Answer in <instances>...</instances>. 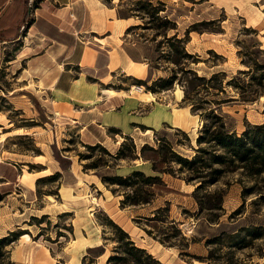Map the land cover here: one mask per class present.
I'll return each mask as SVG.
<instances>
[{
	"label": "crops",
	"instance_id": "obj_1",
	"mask_svg": "<svg viewBox=\"0 0 264 264\" xmlns=\"http://www.w3.org/2000/svg\"><path fill=\"white\" fill-rule=\"evenodd\" d=\"M12 1L0 0V29L17 27L24 14L26 19L16 36L0 39V96L8 97L12 109L24 114L22 121L32 124L14 126L6 120L5 125L0 119V186L7 194L5 209L9 210L7 219L0 221H8L4 232L28 221L26 214L36 216L30 208L28 214L20 206L34 207L40 198L37 182L43 175L27 171V165L44 164L14 150L5 159L2 141L26 136L40 146L73 136L82 145H100L112 151L126 139L140 145L152 142V135L162 127L182 130L190 137L199 121L189 108L148 92L138 93L124 83L131 78H156L148 65L154 58V49L142 39L131 37L132 28L139 26L136 19L119 15L111 0H27V9H16L15 16L5 24V14L12 13ZM149 1L170 6L188 3ZM204 3L208 4L207 9L216 7L224 14L239 15L245 28L261 33L259 44L264 49V0H191L188 4L193 11L195 5ZM1 117L5 116L0 111ZM38 126L43 127L41 131ZM51 170L58 173L56 168ZM69 170L71 182L61 185L66 198L63 196L54 210L57 215L70 218L68 233L60 236V249L53 252L51 247L37 240L27 241L21 235L14 252L16 264H82L89 249L98 246L104 251L97 260L104 258L105 262L110 255L104 246V230L96 218L98 210L157 264H188L176 250L165 248L135 225L131 211L121 209L118 197L107 195V190L98 195L101 185L93 175L78 174L73 167ZM134 170L153 174L146 163L118 173L126 176ZM161 179L169 188L180 186L179 180L166 174ZM166 203L171 206L169 199L156 196L136 214L147 218L146 214L153 215Z\"/></svg>",
	"mask_w": 264,
	"mask_h": 264
},
{
	"label": "rangeland",
	"instance_id": "obj_2",
	"mask_svg": "<svg viewBox=\"0 0 264 264\" xmlns=\"http://www.w3.org/2000/svg\"><path fill=\"white\" fill-rule=\"evenodd\" d=\"M111 1L117 7L119 15L136 19L139 26L132 28L131 37L142 39L154 49V58L148 61V65L156 78L143 80L147 82V86L157 78L167 79L173 73L176 75V80L169 89H159L154 94L148 91L145 85H138L132 79L125 80L124 83L130 86H141L142 92H148L160 99L165 98L166 101L171 100L180 107L185 106L190 109L191 104H199L206 110L201 108L194 112L199 121L196 130L188 133L190 137L182 130L162 127L152 135V142L140 145L138 142L135 144L132 139H126L112 151L103 146L82 145L73 136L57 143H41L40 146H37L31 137L26 136H13L2 141L3 155L7 157L5 159L10 157L9 151L14 150L31 155L35 157L36 162L44 165H27V171L40 172V175H43L37 182L40 198L34 207L20 206L27 210L28 214L31 213L30 208L33 210L31 214L36 216H26V214L25 219L28 221L7 232L3 229L8 226V221H4V224H0V238L7 236L9 232H21L28 236L25 240H37L39 244L51 247L53 252L58 251L59 241L63 242L60 236L68 233L70 229L68 227L70 218L57 215L54 210L65 194L61 185L72 180L69 169L73 167L78 174L93 175L98 185H101L99 186L101 192L99 191L98 195L107 190V195H113L122 200L124 195H132V190H135L137 186L148 191L150 188L141 184L127 188L116 184L109 185L105 180L121 176L118 172L130 167L139 168L143 163L150 166L149 159L152 156L157 157L158 167L172 168L176 171L178 165L172 161L171 155L161 148L168 143L181 157L192 158L198 147L194 137L199 135L204 123L200 113L205 114L208 107H215L208 101L221 102V112L229 117L225 121L237 134L242 132L246 124L258 125L264 122V49L259 44L261 33L245 28L239 15L224 14L216 7L207 9L206 3L195 5L192 11L191 5L188 4L191 0H187L188 3L177 2L171 6L161 3L163 4V7H159L161 11L152 16L151 12L139 8V0ZM157 3L153 1L152 5L155 6ZM163 19L170 20L176 30L164 24ZM173 34L185 40V51L193 55L190 59L180 58L178 66L171 62L177 54L176 50L169 46L171 43L163 40L164 35L169 38ZM220 72L224 75L217 83L210 85L222 89V92L206 87L205 83L195 81L193 76L195 73L198 77L207 79L212 74ZM192 85L197 86L192 88ZM206 91L214 94L207 95ZM185 95L187 100L183 101ZM201 101H207V103ZM0 111L5 116L0 118L5 125H7L6 120H11L14 126L32 124L22 121L24 114L12 109L8 97L0 96ZM41 128L43 127H37L39 131ZM45 128L49 127L45 126ZM142 147H144L143 151H141ZM150 148L158 149L156 155L149 150ZM118 151L120 154L116 156ZM162 156L165 163L162 162ZM51 165L58 169V173L51 170L54 169ZM129 174L130 172L125 175ZM53 175H56L55 179L50 180ZM178 175L180 178L176 177V179L179 180L180 186L177 188L175 186V189L169 187L168 189L160 185L153 190L155 197L161 196L170 200V207L166 203L168 209L170 208L169 217L165 216L166 213L160 212L157 220L150 222L147 219L152 215L146 214L148 217L143 218L136 214V212L141 213L145 205L126 204L121 209L131 211L133 223L140 226L144 233V229L150 230L152 233L150 237L153 239L163 237L162 234L174 235V229H179L183 239L176 235L170 237L168 241L176 245L170 248L176 250L179 258L188 264H264V239L252 240L247 247H241L240 244L234 245L226 235L237 232L241 227L256 225L264 227V184L260 179H247L241 171H236L223 174L214 184L206 183L203 189L194 194L202 203L200 212L197 201L193 197V191L199 182L186 183L181 179L185 174ZM3 187L0 186V221L2 218L6 220V215H9V210L5 209L8 197ZM243 187L247 189L253 187L257 193L243 198L241 196ZM220 191H223L224 195L221 203L217 204L221 210H217L213 208L216 205L214 198ZM157 199L160 201V198ZM171 216L175 219H171ZM96 218L105 233L104 246L107 248V253L110 256L116 255L113 249L119 247V234L108 224L109 218L102 210L97 211ZM213 220L215 221L212 222ZM221 233H224V236L218 243H206L207 240ZM244 241L247 243L249 239L244 237ZM16 246L17 240L0 248V264H16L14 256ZM53 252H51L52 255ZM117 252L121 250L118 249ZM103 259L94 258L93 263H90L88 258L82 264H108L107 260L104 262ZM109 264L134 263L127 259L124 262Z\"/></svg>",
	"mask_w": 264,
	"mask_h": 264
},
{
	"label": "trees",
	"instance_id": "obj_3",
	"mask_svg": "<svg viewBox=\"0 0 264 264\" xmlns=\"http://www.w3.org/2000/svg\"><path fill=\"white\" fill-rule=\"evenodd\" d=\"M139 8L142 10H147V12H151L152 16L154 14H158L161 9L160 6L163 7V4L157 3L155 6L149 0H139ZM9 8H12V13L5 14V24H9L8 19H10L13 15L15 16V10L25 11L27 9V0H13ZM25 14L19 18V22L17 27L11 28L8 30L0 29V39H9L11 37L16 36L19 33V27L25 21ZM164 24L170 25V29L176 30L174 24L167 19H163ZM164 41L166 43H171L169 46L176 50L177 54L175 58L171 61L175 66H178L180 58L190 59L193 58V55L188 54L184 49L185 40L179 38L176 34H173L171 37L167 38L166 35L163 36ZM175 44L177 46H175ZM185 67V66H184ZM183 70V69H181ZM189 72V71H187ZM223 73H214L209 78L198 77L195 73H193L194 80L205 83L206 87L211 89H216L222 92V89H217L214 86L210 85L211 83H217L219 79L223 76ZM138 85H145L146 89L153 94L156 93L159 89H169L173 82L176 80V75L173 73L167 79L157 78L152 82L151 85L147 86V82L143 80H138L131 78ZM197 85H192L194 88ZM207 95H213L214 93H209L206 91ZM186 95L183 98V101H186ZM207 103V101H201ZM210 104H214L215 107H208V111L205 114L200 113V116L204 118V123L200 130L199 135L196 137L195 142L198 145L195 150V154L192 158L187 159L183 158L177 153H175L172 147L166 143L165 147H162L165 153L170 154L172 157V161H174L178 165V169L174 171L172 168L158 167L156 165V156H152L150 161V167L153 171L152 175H147L139 170L132 171L129 175L126 176H114L110 179L105 180L109 185L116 184L122 187L132 188L138 184L142 186H146L150 188V190H144L143 187H138L135 190H132V195H124L123 199L120 200L119 205L121 208L128 205H146L150 203L154 197V188L157 186H164L166 188L167 185L163 183L161 176L162 174L170 175L171 177H179L178 174H185L181 179L185 180L186 183H190L193 181H198L199 184L195 187L193 191V197L197 201L199 206V211L202 210L201 201L194 195L199 190L203 189V187L207 184H214L219 180V178L226 173H233L236 171H241L242 175H244L247 179H260V181L264 184V122L258 125H249L246 124L244 129L240 134H237L232 127H230L226 123V119L229 118L227 114L221 112L220 101H208ZM213 105V106H214ZM199 104H191L190 109L191 112H195L198 109H201ZM203 110H206L202 108ZM88 146V147H96ZM143 148L141 151H143ZM155 155L158 149L150 148ZM120 151L117 152L118 156ZM162 162L165 163L164 157L162 156ZM56 175H53L50 180H54ZM39 179L38 181H40ZM169 189V188H168ZM38 192V191H37ZM257 192L254 188H242L241 196L244 198L246 195L256 194ZM224 192H218L217 196L214 198L216 201V205L213 208L217 210H221V207L217 204H220L223 198ZM264 199V198H263ZM166 213L165 216L168 217V205L165 204L163 207L156 209L153 212L151 218L147 219L150 222H155L157 220V215L160 213ZM163 216V215H162ZM213 220L212 222H214ZM108 224L119 234V247L114 248V252L116 255L109 256L107 258V263H116V262H124L127 259H130L134 264H157V261L148 254L144 249H141L130 240L128 234L124 232L119 226H117L113 221L108 219ZM173 224V223H172ZM145 233L149 236H152V233L148 229H144ZM23 233L21 232H9L7 236L0 238V248L6 244H10L19 239V237ZM163 237L155 238L160 244L168 247H174L176 245L170 244L168 239L170 237H175L176 235L183 236L179 229H174V235L162 234ZM228 239L236 245L240 244L241 247H247L252 240H260L264 239V227L262 225H256L252 227H241L237 232L232 234H226ZM224 233L220 235L214 236L210 240H207L206 243H218ZM244 237L248 238L249 241L246 243L244 241ZM121 250V252H117V250ZM103 253V247L98 246L92 249H89L85 260L89 258L90 263H93L94 258H97L99 255Z\"/></svg>",
	"mask_w": 264,
	"mask_h": 264
},
{
	"label": "built area",
	"instance_id": "obj_4",
	"mask_svg": "<svg viewBox=\"0 0 264 264\" xmlns=\"http://www.w3.org/2000/svg\"><path fill=\"white\" fill-rule=\"evenodd\" d=\"M133 89L136 91V92H138V93H140V92H142V87L141 86H133Z\"/></svg>",
	"mask_w": 264,
	"mask_h": 264
},
{
	"label": "bare ground",
	"instance_id": "obj_5",
	"mask_svg": "<svg viewBox=\"0 0 264 264\" xmlns=\"http://www.w3.org/2000/svg\"><path fill=\"white\" fill-rule=\"evenodd\" d=\"M22 238H24V239H28V236L25 235V234H23V235H22Z\"/></svg>",
	"mask_w": 264,
	"mask_h": 264
}]
</instances>
